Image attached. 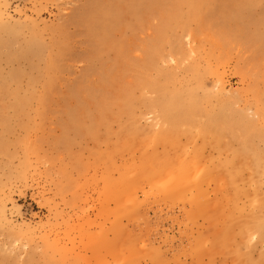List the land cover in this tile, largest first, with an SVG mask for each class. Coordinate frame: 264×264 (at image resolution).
<instances>
[{"label":"rangeland","instance_id":"rangeland-1","mask_svg":"<svg viewBox=\"0 0 264 264\" xmlns=\"http://www.w3.org/2000/svg\"><path fill=\"white\" fill-rule=\"evenodd\" d=\"M0 264H264V0H0Z\"/></svg>","mask_w":264,"mask_h":264},{"label":"bare ground","instance_id":"bare-ground-1","mask_svg":"<svg viewBox=\"0 0 264 264\" xmlns=\"http://www.w3.org/2000/svg\"><path fill=\"white\" fill-rule=\"evenodd\" d=\"M170 178L172 179V177H170ZM176 179H177V178H176ZM176 179H175V180H176ZM170 184H171V182H170Z\"/></svg>","mask_w":264,"mask_h":264}]
</instances>
